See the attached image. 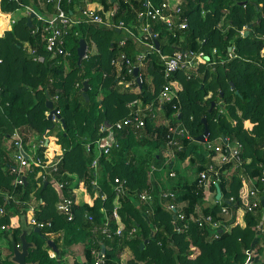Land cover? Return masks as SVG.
I'll use <instances>...</instances> for the list:
<instances>
[{
	"label": "trees",
	"instance_id": "16d2710c",
	"mask_svg": "<svg viewBox=\"0 0 264 264\" xmlns=\"http://www.w3.org/2000/svg\"><path fill=\"white\" fill-rule=\"evenodd\" d=\"M131 1L140 9L141 0ZM153 1L159 4L163 0ZM180 1L182 15L188 18V29L180 32L177 39L160 26L154 25V30L161 31L158 41L163 54L173 55L178 50L205 54L197 61L198 75L195 72L175 74L169 83L177 92L178 101L164 105L156 121L146 120L143 131L125 128L117 132L118 147H114L110 155H102L94 170L91 165L95 150L88 153L86 144L107 135L102 131L105 123L113 126L128 117L130 103L143 99L148 104L158 97L166 83L159 57L152 55L148 60L154 93L144 82L141 92L135 94L119 86L120 80L111 64L119 53L133 58L139 51L132 40L125 48L117 45L123 32L117 28L81 24L66 42L71 57L52 59L45 50L42 23L33 18L32 28H29L31 15H25L19 17L12 30L6 31L13 21L11 15L5 14L18 13L29 6L38 13L51 15L55 5L45 4L41 8L37 0H1L0 17L4 22L0 23V207H4L5 215H0V231L8 240L10 254L4 259L0 256V263L14 264L11 257L14 245L21 244L23 224L33 228L29 225L32 215L29 209L33 204L35 218L51 222V226L40 233L33 229L27 236L28 242L35 245L27 257L31 264H63L64 258L78 245L84 247L85 262L75 260L73 264H95L93 252L102 251L103 245L106 264H122L126 248L133 253L128 264H264V225L260 228L264 214L262 203L254 212L248 211L249 179L260 188V199L264 198L260 182L264 167V55L261 54L264 50V0ZM96 2L102 3L106 12H113L117 5V12L112 16L116 23L141 24L125 0H94L92 3ZM63 6L74 13L75 6L84 8L85 4L83 0H72L71 4L65 0ZM34 28H39L38 35L32 34ZM76 31L79 37L75 36ZM245 31L249 32L247 37L242 34ZM82 39L92 50L79 65L77 50ZM33 49L40 56L37 62L29 54ZM214 49L216 55H213ZM85 82L89 84V100L81 93ZM53 96L59 98L55 106L65 126L48 119L46 103ZM203 119L207 120L210 131L207 143L225 138L242 145L243 167L235 168L234 163H229L219 169L217 185L222 198L204 211L203 216L211 215L215 221L223 223L220 229L209 225L200 227L195 222L196 207L204 198V187L198 176L216 156L206 144L196 141L205 132ZM168 122L183 125L189 138H181L183 148L177 152L176 160L162 166L167 177L158 183L151 180L148 161L138 159L135 151L148 146L149 155L157 152L154 159L159 164L160 153L167 145ZM18 129L22 133H35L64 150L56 178L65 184V195L75 200L73 221H67L58 213V192L49 182L36 180V173L26 172L24 184H14L11 167L15 166L5 146ZM186 161L197 178L195 181H190L182 168ZM172 171L175 177L170 176ZM116 179L126 182L127 194L120 199L118 209L125 228L122 238L108 240L101 232L94 231V227L103 224L108 216L112 230H117ZM74 180L78 184L73 189ZM211 187L217 191L215 183ZM145 191L155 196L151 215L147 214L148 206L139 201V194ZM166 191L172 192L175 198H162ZM183 202L188 206L182 210L185 220L180 221L168 206L175 204L179 209ZM224 207L232 215L228 222L222 214ZM86 215H92L94 222L90 223ZM133 229L136 232L131 237ZM50 241L59 250L56 258L50 256ZM142 243L143 249L140 248ZM194 249L198 254L194 255ZM252 254L256 255L254 259Z\"/></svg>",
	"mask_w": 264,
	"mask_h": 264
},
{
	"label": "built area",
	"instance_id": "2783aa9c",
	"mask_svg": "<svg viewBox=\"0 0 264 264\" xmlns=\"http://www.w3.org/2000/svg\"><path fill=\"white\" fill-rule=\"evenodd\" d=\"M40 7L44 8L45 4H54L55 12L51 15H43L36 12L33 7H25L23 11L26 15H31L35 13V18L43 24L42 38L45 43V50L50 55L52 59L61 57L65 60L71 57V53L66 49V42L68 37L73 33V30L81 24H93L108 29L117 28L120 32H123V37L117 42L120 48H125L128 42L132 40L139 51L133 56V58L128 57L126 53H119L115 57L111 64L115 68L117 77L119 78V86H122L124 90H130L131 92L138 94L140 93L144 82L151 89V93H154V85L152 79H149L148 66L149 58L152 55H157L160 59L161 65L163 67V74L165 78V85H163L158 97L152 102L145 104L143 99H137L130 103L128 107L130 108V114L124 120L119 121L117 124L102 128V131L107 132L105 137H102L95 142L86 144L85 148L88 153L95 150L97 155L91 165V168L97 170L99 158L102 155H110L114 147H118V140L116 133L124 130L125 128H131L133 130H143L146 126V120L156 121L159 115L163 113L164 105L172 104L174 101H178V94L174 90L173 86L169 83L170 79L178 72H184L191 75L195 72L198 75L197 61L204 53H196L194 51H176L173 55L163 54L161 52V45L157 49L155 41H158L161 37L160 30H154V25L160 26L162 29L167 31L173 36L174 39L178 38L180 32H184L188 29L189 22L188 18L182 15V3L180 0H163L159 4H155L153 0H141L139 5L140 9H137L135 3L131 0H125V3L130 6V8L136 13L137 20L141 22L140 25L137 24H126L124 21L116 23L112 20L114 16L113 12H106L103 7L90 8L88 5L84 8H78L74 13L68 12L63 3L65 0H37ZM89 2L90 0H84ZM1 2V0H0ZM68 4L72 3V0H67ZM21 10H19L20 12ZM13 26L17 23L18 19H13ZM39 28H34L32 30L33 35H38ZM245 32H242L244 34ZM75 36L79 37L80 33L75 32ZM264 37V36H263ZM88 44V43H87ZM92 48L87 49V54L84 59L89 57ZM233 51V48H232ZM231 51V52H232ZM30 56L33 61L37 62L40 60L36 50L29 51ZM216 49L213 50V55H216ZM232 56V55H230ZM215 62H213L214 64ZM139 69L138 78L135 77V69ZM139 80V81H138ZM141 86V87H140ZM51 100L54 104V109L57 115L61 117V112L57 110L55 104L58 102L59 98L52 97ZM49 115V114H48ZM53 122L56 124H62L61 119L56 116L53 117ZM168 127V137L166 145V160L167 163L172 162L176 158V154L183 148L181 144V138H189L188 131L181 124L169 125ZM35 135V133H22L20 129L15 130L12 136H10L5 148L9 153V158L11 163H14L11 167L12 174L15 175L14 184L16 186L23 185L27 180L26 172L30 174L36 173V180L42 182H49L53 188L59 194V201L57 203V211L61 216H64L67 221L74 220V208L75 200L69 196L65 195V184L60 182L56 178L58 172V166L63 158L64 150L58 146L52 149L54 143L49 144V142L39 139V141L33 145H30V141ZM27 138V141L25 139ZM219 145H212V143H207L206 147L209 151L216 153V156L212 160V163L207 169L200 172L198 179L200 185L203 187L211 186V184H218L219 181V169L224 165L229 163H234L235 168H242L244 161L241 158L242 145L238 142L233 143L229 139L221 138ZM47 146L44 151L42 148ZM15 153L10 156L11 151ZM55 154L53 155V151ZM158 170L156 167L152 166L150 168V175ZM171 177H175V172L170 173ZM251 180V179H249ZM253 181V180H251ZM254 182V181H253ZM260 182L264 189V167H262V172L260 175ZM126 182L119 179L115 180V209L114 218L117 223V230L113 231L111 228V220L106 216V220L100 226H95L94 231H99L102 233L104 239L113 240L115 238H122L124 232V224L118 214V209L121 207L120 199L127 194ZM97 185V182H94ZM254 184H256L254 182ZM40 186V182L38 183ZM261 190L256 185L250 188V202L248 206L249 212H254L262 202L264 198L260 199ZM162 198H175L172 192L162 193ZM139 201L142 205H147V214L151 215L153 213V205L155 201V196L151 191H145L139 194ZM263 209H264V205ZM36 207L31 204L29 212L32 214L29 219V225L33 228H47L51 226V222L38 221L35 218ZM170 211L176 213L177 218L180 221L185 220V215L182 210L178 209L175 204H170L168 206ZM105 212V211H103ZM222 214L226 218L225 221L228 222L232 219V215L227 208L222 209ZM0 215H5L4 207H0ZM86 218L90 223L94 222L92 215H86ZM200 227L209 225L213 229H220L222 226L221 221H215L211 215L201 216L195 219ZM6 230V227L2 228ZM136 230L133 229L130 232V236H134ZM218 238V235H216ZM18 245V247H20ZM52 250V248H51ZM53 251V250H52ZM51 258H56L57 254L49 252ZM105 253L100 250H95L93 255L96 257L95 264H106Z\"/></svg>",
	"mask_w": 264,
	"mask_h": 264
},
{
	"label": "water",
	"instance_id": "95a60500",
	"mask_svg": "<svg viewBox=\"0 0 264 264\" xmlns=\"http://www.w3.org/2000/svg\"><path fill=\"white\" fill-rule=\"evenodd\" d=\"M112 2H115V0H112ZM241 6H244L246 5V3H240ZM117 5L114 6V11H113V14L115 15L116 12H117ZM36 14L35 13H32L31 14V17L30 19L28 20V27L29 28H32V19L35 18ZM120 32V31H119ZM249 34V32L247 31L244 36L247 37ZM155 44H156V47L157 49L159 48V41H155ZM87 49H88V44H87V41L85 39H82L80 40V43H79V47H78V50H77V54H78V64L81 65L82 64V61L84 60L86 54H87ZM232 51V49L230 48V52ZM41 61L43 62L44 59L41 58ZM135 77L138 78V75H139V69L136 68L135 69V73H134ZM139 81V80H138ZM141 87V86H140ZM88 90H89V84L88 82H85L84 83V86L81 90V93L83 95L84 98H86L87 100H89V96H88ZM46 106H47V109L49 110V115H48V119L49 121H53V117L56 116L57 118L61 119V122L62 124L65 126V120L58 116L57 115V112L56 110L54 109V104L51 100H48L47 103H46ZM214 106V105H213ZM203 124L205 126V132L203 135H201L199 138H197V142L201 143V144H207V139L210 135V131H209V128H208V122L206 119H203ZM105 126L107 127H111V125H109L108 123H105ZM217 187V196H216V199L217 201H220L221 198H222V192L219 188L218 185H216ZM262 205H264V202H262ZM175 219H176V216H175ZM264 225V214H263V218H262V221H261V227L262 228ZM36 232V233H40L41 230L39 228H27L24 224H23V232H22V235L20 237L21 239V246L18 247V245H14V250H13V256L11 257V261L14 263V264H31V263H28L27 262V257L29 255V250L34 248L35 245L28 242L27 240V236L29 235L30 231L33 230ZM220 232H223V230H220ZM48 245L52 248V250L58 254L59 253V250L56 246V244L53 242V241H50L48 243ZM140 248L143 249L144 248V243H142L140 245ZM102 252L105 253L106 252V248L105 246L103 245L102 246ZM0 264H3V263H0ZM64 264V263H63Z\"/></svg>",
	"mask_w": 264,
	"mask_h": 264
},
{
	"label": "crops",
	"instance_id": "0c3cea01",
	"mask_svg": "<svg viewBox=\"0 0 264 264\" xmlns=\"http://www.w3.org/2000/svg\"><path fill=\"white\" fill-rule=\"evenodd\" d=\"M97 1L99 2V0H97ZM92 2H94V0H90L89 2L84 1V4H85V6L88 5L90 8H96V7L97 8L98 7H103L104 8V5L102 3H97V2L96 3H92ZM79 7L80 6H75V11ZM2 14H5V13H2ZM5 15L6 16L7 15L10 16L11 14H5ZM246 32L247 31H245V33ZM120 87H122V86H120ZM138 153H139V155H145V157H142V159L148 161L149 164L152 162L151 154L150 155L148 153L145 154L142 149ZM135 154L137 156V152H135ZM97 155H99V153H97L96 156ZM146 156H148V157H146ZM161 156H162V159H161V162L159 164L158 163H156V164H154V163L150 164L151 165L150 168L152 166H154V167H156L158 169V170H156L154 172V174L151 175V177H152L151 180H154V181H156L158 183H161L162 182V178L165 177V175H167L166 173H163L164 170L162 169V166L166 165V163H167V160H166V149H164L162 151ZM174 160H176V158ZM188 166H189V161H186V162L183 163L182 168H184L186 170L188 179L190 181H195L197 178H196L195 175H193V173L190 171V168ZM232 173H233V171H231L230 173H228V175L231 176ZM77 184H78V181L74 180V182L72 184V188L74 189L77 186ZM249 185L252 188L253 185L255 186L256 184H254L253 181L249 180ZM216 194H217V191L214 192L211 186L204 187V198H203L202 201L199 202V205L196 207V211H195V214H196L197 217L203 216L204 215V211L206 209H209V208H212L213 207V205L215 204V201L217 200L216 199V196H217ZM187 206H188V204L186 202H183V203L179 204V209L180 210L186 209ZM195 251L198 254V250L196 249ZM83 254H84V249H83ZM251 257L254 259L256 257V255L255 254H252ZM84 258H85V256H84ZM78 262L83 263V261H78Z\"/></svg>",
	"mask_w": 264,
	"mask_h": 264
},
{
	"label": "rangeland",
	"instance_id": "374dc122",
	"mask_svg": "<svg viewBox=\"0 0 264 264\" xmlns=\"http://www.w3.org/2000/svg\"><path fill=\"white\" fill-rule=\"evenodd\" d=\"M26 15V13L23 11V10H21L20 12H18V13H12L11 14V17H12V20L13 19H19V17H23V16H25ZM1 18V17H0ZM1 22H4V20L1 18L0 19V23ZM13 25L12 26H10L9 27V29H7L6 31H10V30H12L13 29ZM3 34V33H2ZM1 34V35H2ZM4 35V34H3ZM262 55H264V50L262 51V53H261ZM149 79H151V77L149 78ZM161 116V114L159 115V117ZM166 125H167V123H166ZM143 131V130H142ZM39 139H40V137L38 136V135H33V137H32V139H31V141H30V145H33V144H35V143H37L38 141H39ZM220 144V141H216V142H213L212 143V145H219ZM54 146H56V144L54 143V145L52 146V149H54ZM143 150L144 151V153L146 154L148 151H149V147L148 146H146V147H141V148H138V149H136V151L135 152H137V158L138 159H141L143 156H145V155H139V151L140 150ZM15 152L14 151H12L11 153H10V156L12 157L13 156V154H14ZM156 153L157 152H155V151H153L152 153H151V159H152V162L150 163V164H152V163H154V164H156V160L154 159V156L156 155ZM162 153V152H161ZM160 153V154H161ZM146 157H148V156H146ZM149 164V167L151 166ZM191 171V170H190ZM165 172V171H164ZM192 172V171H191ZM167 173V172H166ZM186 175V174H185ZM166 177H167V175H165V179H166ZM152 178V177H151ZM83 249H84V247H83V245H78V246H74L73 248H72V250H71V252H69L68 253V255L64 258V264H73V262L75 261V260H77V261H83V262H85V258H84V254H83ZM49 252H53L52 250H50ZM195 252V254L194 255H196L197 254V252L196 251H194ZM10 254V250H9V245H8V240L6 239V236H4V234L2 233V231H0V256H1V258H6L8 255ZM133 257V253H132V251H131V249L130 248H126V250L124 251V253H123V256H122V264H128V261L131 259Z\"/></svg>",
	"mask_w": 264,
	"mask_h": 264
}]
</instances>
